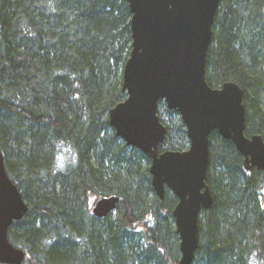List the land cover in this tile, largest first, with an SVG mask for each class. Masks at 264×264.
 <instances>
[{"label":"trees","instance_id":"1","mask_svg":"<svg viewBox=\"0 0 264 264\" xmlns=\"http://www.w3.org/2000/svg\"><path fill=\"white\" fill-rule=\"evenodd\" d=\"M131 18L127 0H0V149L29 207L9 230L23 264L180 261L177 198L155 195L150 159L109 122L126 99ZM207 82L242 88L246 136L264 140V0H222ZM159 116L163 148L187 150L179 115L161 103ZM210 158L214 206L200 217L194 264H264V171H246L218 133ZM111 195L123 199L116 214L93 217L91 206Z\"/></svg>","mask_w":264,"mask_h":264},{"label":"water","instance_id":"2","mask_svg":"<svg viewBox=\"0 0 264 264\" xmlns=\"http://www.w3.org/2000/svg\"><path fill=\"white\" fill-rule=\"evenodd\" d=\"M131 18V55L123 72L126 99L109 112L110 126L128 147L147 156L151 185L163 201L167 190L178 199L173 211L180 239L179 264H193L200 243L199 220L214 206L208 183L211 136L231 141L247 170L264 171V140L246 136L244 91L234 82L214 89L207 82L208 53L222 0H127ZM163 103L180 116L189 148H160L168 128L159 117ZM123 199L101 198L92 215L105 220ZM28 213L0 150V264H23L26 252L15 247L9 230Z\"/></svg>","mask_w":264,"mask_h":264},{"label":"bare ground","instance_id":"3","mask_svg":"<svg viewBox=\"0 0 264 264\" xmlns=\"http://www.w3.org/2000/svg\"><path fill=\"white\" fill-rule=\"evenodd\" d=\"M130 10V9H129ZM119 139H121V138H119ZM122 140V139H121ZM1 150V149H0ZM1 152H2V150H1ZM3 153V152H2ZM4 160H5V156H4ZM244 167H245V164H244ZM5 168H6V171H7V167H6V160H5ZM62 168H64L65 169V166L64 167H62ZM245 170L246 171H251V170H247L246 168H245ZM209 171H210V168H209ZM209 171H208V174H209ZM7 173H8V171H7ZM150 173V172H149ZM9 175V174H8ZM208 181H209V178H208ZM156 195V194H155ZM21 196H22V198H23V195H22V193H21ZM23 200H24V198H23ZM177 201H178V199H177ZM24 202H25V200H24ZM26 203V202H25ZM27 204V203H26ZM177 204H178V202H177ZM177 204H176V206H177ZM94 205H95V203L91 206V215H92V209H93V207H94ZM175 206V207H176ZM175 209V208H174ZM117 211V210H116ZM116 211L115 212H113L110 216H112V215H115L116 214ZM28 212H29V207H28ZM93 216V215H92ZM109 216V217H110ZM94 217V216H93ZM96 218V217H95ZM98 219V218H97ZM100 220V219H99ZM20 222V221H19ZM11 229V228H10ZM8 236H9V234H8ZM199 246H200V243H199ZM199 249V248H198ZM181 259V258H180ZM178 264H179V262H178ZM194 264V263H193Z\"/></svg>","mask_w":264,"mask_h":264},{"label":"rangeland","instance_id":"4","mask_svg":"<svg viewBox=\"0 0 264 264\" xmlns=\"http://www.w3.org/2000/svg\"><path fill=\"white\" fill-rule=\"evenodd\" d=\"M167 116H168V114H166ZM176 118V117H175ZM174 118V119H175ZM165 122H168V125L170 126V121H169V118L168 117H166V118H164L163 119ZM68 157V155H67V153H65V158H67Z\"/></svg>","mask_w":264,"mask_h":264},{"label":"clouds","instance_id":"5","mask_svg":"<svg viewBox=\"0 0 264 264\" xmlns=\"http://www.w3.org/2000/svg\"><path fill=\"white\" fill-rule=\"evenodd\" d=\"M60 170H63L62 168Z\"/></svg>","mask_w":264,"mask_h":264}]
</instances>
